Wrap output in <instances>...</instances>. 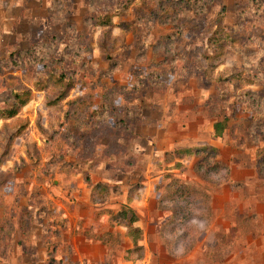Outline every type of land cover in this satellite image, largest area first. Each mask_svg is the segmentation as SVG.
I'll use <instances>...</instances> for the list:
<instances>
[{
  "label": "rangeland",
  "instance_id": "rangeland-1",
  "mask_svg": "<svg viewBox=\"0 0 264 264\" xmlns=\"http://www.w3.org/2000/svg\"><path fill=\"white\" fill-rule=\"evenodd\" d=\"M146 1L0 0V109L15 91L33 96L8 120L10 128L28 126L0 167V236L9 240L0 238V264H60L51 238L70 218L93 215L90 189L77 173L83 164L101 160L93 179L110 190L162 175L171 163L165 150L211 140L220 111L230 116L220 141L231 168L206 185L212 193L252 198L240 199L237 213L264 225V217L250 213L254 201L264 206V174L255 170L264 147V0H203L175 18L146 16L159 0ZM126 4L113 26L96 24ZM220 21L224 37L216 43L223 47L216 54L209 41ZM68 81L75 83L68 97L52 104ZM80 96L91 109L110 100V118L93 125L85 117L69 120L67 109H76L69 101ZM4 143L0 134V154ZM183 174L199 177L188 168ZM227 175L242 186L226 187ZM118 204L116 196L109 203ZM220 207L217 226L226 217ZM59 209L71 217L60 220Z\"/></svg>",
  "mask_w": 264,
  "mask_h": 264
},
{
  "label": "crops",
  "instance_id": "crops-1",
  "mask_svg": "<svg viewBox=\"0 0 264 264\" xmlns=\"http://www.w3.org/2000/svg\"><path fill=\"white\" fill-rule=\"evenodd\" d=\"M214 130V127L213 129ZM227 131V130H226ZM226 133V132H225ZM225 135V134H224ZM223 137V136H222ZM212 134L211 140L203 143L185 144L177 148H190L201 145H211L220 149L222 143L220 139ZM165 150L164 160L166 161ZM219 159L231 168L229 163L222 160L221 154ZM163 159H161L162 161ZM169 163L168 161H166ZM176 162L182 163L183 168H177ZM257 155L255 161L256 168ZM198 158L177 159L175 162L168 164L170 166L166 171H162V175H145L142 178L141 186L137 189L136 185H126L115 183L110 190L107 200L94 202V187L100 181H94L93 172L101 164V160L93 165H84L78 174H83L85 184L90 189L88 207L92 210L93 215L81 214L75 217V221L70 218L66 225H62L60 234L53 236L52 251L58 247L56 258L60 264H264V225L245 223V211L237 213L236 203L244 202L246 198L238 194L226 192L212 193L206 184L217 178V173L207 179L196 170ZM90 167V168H89ZM89 168V169H88ZM154 168L155 165H154ZM185 168L189 173L196 172L199 177H194V181L190 177L183 174ZM228 171V170H225ZM174 173L180 179L189 182L200 190L198 197L199 205L207 207L211 210L210 215L194 217L191 222L185 224L180 213L174 211V207L178 203L181 210V202H171L165 197L166 188L169 179L164 173ZM85 173L91 176V184L87 182ZM226 187L237 189L242 186L239 180L233 176H226ZM103 182V181H101ZM121 182V181H120ZM216 195L213 197V195ZM116 196L120 198V204L117 207L109 205L112 198ZM218 200H217V199ZM252 200V198H246ZM107 203V204H106ZM47 204V203H46ZM124 205L133 208L138 216L139 221L136 226L143 231V236L138 240V246L143 247L140 251H135L136 244L128 232V227L113 222L109 210L118 213ZM225 207L223 212V226H217L214 221L216 216V206ZM256 206V208H255ZM220 207V210H221ZM250 210L251 216L254 214L258 217H264V206L261 202L252 205ZM262 209V210H261ZM202 212L203 210L200 209ZM207 210V209H206ZM205 211V208H204ZM195 214V213H194ZM231 214V215H230ZM231 216V218L228 217ZM242 215V216H241ZM71 215L62 209H59V219L64 220ZM244 216V217H243ZM250 216V217H251ZM80 218L86 220L87 223L82 226L79 224ZM220 219V218H219ZM69 220V219H68ZM172 222V223H170ZM263 225V227H262ZM9 242V240H8ZM19 242V240H18ZM8 244V243H7ZM46 245V244H45ZM51 250L47 247L49 254ZM50 263V261H49Z\"/></svg>",
  "mask_w": 264,
  "mask_h": 264
},
{
  "label": "trees",
  "instance_id": "trees-1",
  "mask_svg": "<svg viewBox=\"0 0 264 264\" xmlns=\"http://www.w3.org/2000/svg\"><path fill=\"white\" fill-rule=\"evenodd\" d=\"M143 2L145 3L147 1L143 0ZM202 4L203 0H171V2H168L166 0H159L155 6L147 7L144 12L146 16L149 15L157 17L158 15L160 16L162 13H164L166 18H175L181 14L183 15L190 9H197L199 6H202ZM128 6L130 5L126 4L121 7H117L118 9L112 12L109 11L104 13V17L106 18H98L96 24L110 28L114 24V17L120 15V13L126 10ZM223 37V27L220 21L217 24V29L214 30L209 41V47L212 48L213 52H215L216 54H218V52H222L223 46L217 45L216 42H222ZM221 44L223 45V43ZM52 79L54 81V78ZM65 79L66 77L64 79L59 78V80H61L60 82H64ZM68 82L66 86L67 88L70 87L69 90H66L54 101H52V104L53 102L57 103L58 100H63L68 97L70 89H73L75 85V83L71 81ZM31 93L32 92L29 89L15 91L13 94V99L8 107H3L0 109V120L3 121V127L2 129H0V134H2L3 138L5 139V147L0 154V167L5 164L7 157L10 155L15 139L20 137L25 132L28 126L27 124H21V122H19V125H17V127H14L16 128L15 131H13L14 128H10L8 120L17 116L20 110L32 100L33 96ZM108 96L109 95L105 96L104 98H107ZM104 102L107 103H104L101 108L99 107L91 109V103L87 101V98H85L84 96H80L72 101H69V107H72V103H76V109H67L65 115L69 120L73 117H76L77 119L85 117L87 120H89L87 121V123H90L91 125L98 124L105 121L107 118H110L111 109L109 107L110 105L108 104L110 103V100L106 99ZM78 107L83 108L78 109ZM216 116L217 120L213 125L214 135L216 137H222L225 134L226 130L229 128L230 116L226 113V111H223L222 113L220 111V113L216 114ZM262 124L264 127V120L262 121ZM8 128H10V132H13H7ZM220 154V149L211 145H201L190 148H177L166 152V161L175 162L177 159H192L194 157H197L198 163L196 165V170L200 172L204 178L207 179L208 177L216 174V171H219L221 169L229 170V167L219 159ZM175 166L177 168H183L184 165L180 162H176ZM256 168L261 175L264 174V147L262 149H259L257 152ZM165 176L167 179H169V183L166 188V195L164 194L163 199H165L166 197L172 204L173 202L177 203L182 201L181 210L177 206V203V205L174 207V211L177 213V215H179L180 213L182 214V211L184 212L183 215H181V219L185 224L191 222L192 218L194 217L202 218L201 216L210 215L211 210L206 206L203 207L202 205H199L198 203L200 190L196 186L180 179L174 173H167ZM85 177L87 182L91 184L92 179L89 173H85ZM140 186L141 183H138L135 188L138 189ZM93 191L94 202L107 200L110 194V189L105 185H102L101 183L95 185ZM200 209H202L203 212ZM108 212L111 217V224L113 222H116L128 227V232L136 244L135 251L142 250L143 247L137 245L138 240L143 236V231L135 225L136 222L139 221L137 212L129 205H124L118 213H114L112 210H109ZM193 215L195 216L193 217ZM2 234L3 236H0V238L7 244V237L4 233Z\"/></svg>",
  "mask_w": 264,
  "mask_h": 264
}]
</instances>
